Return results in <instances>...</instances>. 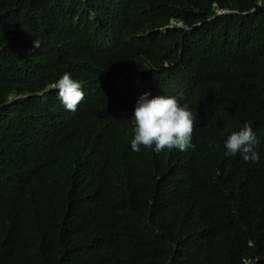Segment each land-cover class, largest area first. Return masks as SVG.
Instances as JSON below:
<instances>
[{
  "label": "trees",
  "instance_id": "16d2710c",
  "mask_svg": "<svg viewBox=\"0 0 264 264\" xmlns=\"http://www.w3.org/2000/svg\"><path fill=\"white\" fill-rule=\"evenodd\" d=\"M122 1L0 0V264H264V0H168L166 13L187 22L201 10L215 16L200 34L151 39H169L163 56L201 64L185 94L192 110L201 103L217 118L194 159L169 157L155 176L133 167L109 113H130L134 96L103 85L70 116L40 95L65 72L91 86L110 81L121 55L86 36L109 19L96 6ZM154 4L126 0L121 12ZM167 23L163 13L151 29ZM36 38L47 50L41 66ZM246 122L260 164L223 155V132Z\"/></svg>",
  "mask_w": 264,
  "mask_h": 264
},
{
  "label": "clouds",
  "instance_id": "9594fccd",
  "mask_svg": "<svg viewBox=\"0 0 264 264\" xmlns=\"http://www.w3.org/2000/svg\"><path fill=\"white\" fill-rule=\"evenodd\" d=\"M159 1L160 4L146 7L130 6L123 13L121 11L126 7V0L111 7L96 6L94 11L97 12H93V15L100 14L109 19L97 33L93 30L86 38L95 48L105 52L118 51L122 57L121 61L112 63L108 68L106 76L110 81L91 86L65 72L40 93L41 96L51 93L52 99L57 100L58 106L65 108L70 116L77 115L89 96L98 94L103 85L109 87L112 93L134 96L130 113L125 110H110L109 113L115 124L122 122L119 127L126 131V150L133 167L137 168V162L154 170V176L169 157L188 161L194 159L197 141L217 118L201 103L203 110H192L189 106L194 97L185 94L194 89L202 71L201 64L185 56H163L170 47L169 39H151L152 33L157 31L164 35L169 32L200 34L205 24L212 22L215 16L206 18L201 10L199 17L187 22L186 18H179L177 11L166 13L168 0ZM261 4V0H258L257 5ZM237 11L218 9L216 13L225 15ZM163 13L167 15L168 23L152 30L154 21ZM108 35L111 37L105 40L104 37ZM34 46L38 49L30 51L32 61L41 66L47 50L41 47L38 38ZM204 88L207 89V83ZM253 129L246 122L238 131L225 130L222 134L224 157L241 164L233 159L239 154L243 158L241 161L247 164L259 163V141ZM99 214L107 216L110 213L101 211Z\"/></svg>",
  "mask_w": 264,
  "mask_h": 264
},
{
  "label": "bare ground",
  "instance_id": "6f19581e",
  "mask_svg": "<svg viewBox=\"0 0 264 264\" xmlns=\"http://www.w3.org/2000/svg\"><path fill=\"white\" fill-rule=\"evenodd\" d=\"M111 37V35L105 36L104 39L105 40H109V38ZM183 53V52H182ZM157 245V244H156ZM160 245V244H159Z\"/></svg>",
  "mask_w": 264,
  "mask_h": 264
}]
</instances>
